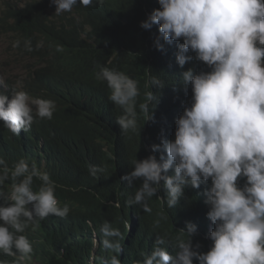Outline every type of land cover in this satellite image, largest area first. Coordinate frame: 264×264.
Returning <instances> with one entry per match:
<instances>
[{
  "label": "clouds",
  "instance_id": "1",
  "mask_svg": "<svg viewBox=\"0 0 264 264\" xmlns=\"http://www.w3.org/2000/svg\"><path fill=\"white\" fill-rule=\"evenodd\" d=\"M74 255L264 264V0H0V264Z\"/></svg>",
  "mask_w": 264,
  "mask_h": 264
},
{
  "label": "trees",
  "instance_id": "2",
  "mask_svg": "<svg viewBox=\"0 0 264 264\" xmlns=\"http://www.w3.org/2000/svg\"><path fill=\"white\" fill-rule=\"evenodd\" d=\"M71 28H72V33H73V37H72V44L74 46V50H75V54L77 59L80 61V63H83L86 60H90L91 62L97 61L99 59H101L104 56V53L106 52V44L105 41H110L108 37L109 35V26L106 24H93L92 27L88 25L87 22L82 21L79 25L76 24V22H71ZM104 37L102 38L103 40H100L97 43V46L95 47L90 40L94 37V36H100ZM135 51H138V53L142 56H146L147 55V51L146 49H144L142 46H137L135 48ZM41 86V85H40ZM74 99L77 100L78 99V94L74 93ZM101 109L99 110V114H103L109 104L106 100H104L101 103ZM77 120V124L73 125H77L79 127L81 126H85L86 127V120H82L79 118H76ZM96 123H91L90 124V128L93 131L94 127H95ZM71 130H66L64 131L62 134L65 138H67V136H69L71 134ZM47 151H49V148L47 149ZM56 151H53V153L55 154ZM58 154L60 156L64 155V148L60 147L57 150ZM55 230V229H54ZM53 230V233H54ZM59 234H61V232H58ZM76 260L82 261L84 262V264H86L85 260L83 257L74 255Z\"/></svg>",
  "mask_w": 264,
  "mask_h": 264
},
{
  "label": "bare ground",
  "instance_id": "3",
  "mask_svg": "<svg viewBox=\"0 0 264 264\" xmlns=\"http://www.w3.org/2000/svg\"><path fill=\"white\" fill-rule=\"evenodd\" d=\"M140 27H141V25H140V23H137V22H135V23H133V28H135L136 30H138V29H140ZM160 34H158V36L157 37H155L154 39H156V38H159L160 36H159ZM173 43V42H172ZM171 43V44H172ZM171 45L169 46V51L167 50V53H170V49H171ZM167 56H169V55H167ZM170 57V56H169ZM173 58V54L171 55V58H170V60H169V64H172V59ZM39 68H42V67H39ZM43 68H45V67H43ZM28 134H29V132H28ZM22 136V135H21ZM21 139H23V138H21ZM21 143H25L23 140H21ZM27 152H29V151H27ZM128 197V196H127ZM56 226V228H60V226L61 225H55ZM79 234H81V233H79ZM81 236H83L82 234H81Z\"/></svg>",
  "mask_w": 264,
  "mask_h": 264
}]
</instances>
